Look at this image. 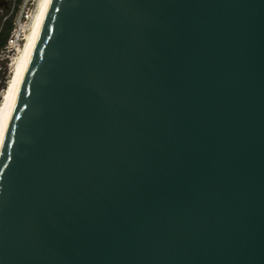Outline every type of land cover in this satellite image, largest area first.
Segmentation results:
<instances>
[{
	"label": "water",
	"instance_id": "95a60500",
	"mask_svg": "<svg viewBox=\"0 0 264 264\" xmlns=\"http://www.w3.org/2000/svg\"><path fill=\"white\" fill-rule=\"evenodd\" d=\"M0 264H264V0H51Z\"/></svg>",
	"mask_w": 264,
	"mask_h": 264
},
{
	"label": "bare ground",
	"instance_id": "6f19581e",
	"mask_svg": "<svg viewBox=\"0 0 264 264\" xmlns=\"http://www.w3.org/2000/svg\"><path fill=\"white\" fill-rule=\"evenodd\" d=\"M50 1L51 0H39L37 10L33 15L23 44L19 47L17 51V53H19L14 59L13 74L0 95V146L11 116L22 77L30 59Z\"/></svg>",
	"mask_w": 264,
	"mask_h": 264
},
{
	"label": "built area",
	"instance_id": "2783aa9c",
	"mask_svg": "<svg viewBox=\"0 0 264 264\" xmlns=\"http://www.w3.org/2000/svg\"><path fill=\"white\" fill-rule=\"evenodd\" d=\"M39 0H13L11 9V28L2 49L16 52L23 44L25 35L30 27Z\"/></svg>",
	"mask_w": 264,
	"mask_h": 264
},
{
	"label": "rangeland",
	"instance_id": "374dc122",
	"mask_svg": "<svg viewBox=\"0 0 264 264\" xmlns=\"http://www.w3.org/2000/svg\"><path fill=\"white\" fill-rule=\"evenodd\" d=\"M18 53L17 51L10 53L0 48V95L13 74V62Z\"/></svg>",
	"mask_w": 264,
	"mask_h": 264
},
{
	"label": "flooded vegetation",
	"instance_id": "af4514ba",
	"mask_svg": "<svg viewBox=\"0 0 264 264\" xmlns=\"http://www.w3.org/2000/svg\"><path fill=\"white\" fill-rule=\"evenodd\" d=\"M13 5V0H0V35L5 28V25L9 18H11V9Z\"/></svg>",
	"mask_w": 264,
	"mask_h": 264
},
{
	"label": "trees",
	"instance_id": "16d2710c",
	"mask_svg": "<svg viewBox=\"0 0 264 264\" xmlns=\"http://www.w3.org/2000/svg\"><path fill=\"white\" fill-rule=\"evenodd\" d=\"M10 28H11V18H9V20L7 21L5 28L3 29V32L0 35V48H2L3 45L5 44V41L9 35Z\"/></svg>",
	"mask_w": 264,
	"mask_h": 264
}]
</instances>
